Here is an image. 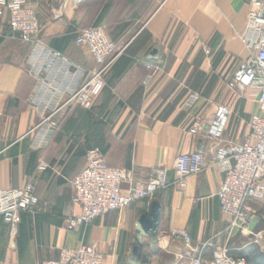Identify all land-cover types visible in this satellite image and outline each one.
<instances>
[{"label":"crops","instance_id":"1","mask_svg":"<svg viewBox=\"0 0 264 264\" xmlns=\"http://www.w3.org/2000/svg\"><path fill=\"white\" fill-rule=\"evenodd\" d=\"M249 1L90 0L73 6L37 0L36 43L47 56L59 55L51 62L35 60L33 46L4 27L0 189L32 182L40 205L33 214L21 213L14 231L0 217V264L57 260L61 250L81 244L101 253L102 264H177L184 244L170 237L173 231L186 232L194 245L222 233L216 242L225 243L228 219L217 198L224 173L215 165L213 143L189 129L197 117L208 120L216 106L228 104L233 114L224 140L243 141L249 134L248 120L258 112L256 90H248L239 105L227 88L247 54L238 36ZM88 27L103 29L122 52L105 72L93 107L85 110L63 104L82 72L94 67L89 53L75 45L78 31ZM33 65L41 67L39 74L31 71ZM193 93L200 98L189 106ZM38 108H46L45 115L59 109L58 128L49 138L34 129L43 115ZM92 148L108 166L131 169L140 181L151 169L164 168L174 182L176 158L193 151H201L206 163L200 174L185 179L184 189L171 185L150 201L68 230L65 220L80 212L68 180L84 167L85 152ZM40 163L48 168L40 169ZM127 190L123 183L122 194Z\"/></svg>","mask_w":264,"mask_h":264},{"label":"built area","instance_id":"2","mask_svg":"<svg viewBox=\"0 0 264 264\" xmlns=\"http://www.w3.org/2000/svg\"><path fill=\"white\" fill-rule=\"evenodd\" d=\"M62 1L80 6L90 0ZM248 8L244 32L238 36L247 54L238 63L227 88L240 94L256 90L254 102L258 112L248 120L249 134L243 141L224 140L233 114V108L228 104L216 106L208 120L197 117L189 129L191 135L204 137L213 143L215 165L224 173L217 198L221 213L228 219L223 232L226 241L217 245L216 240L222 235L219 233L202 244L194 245L186 232L173 231L170 237L184 244L177 264H247L244 257L233 256L227 247L235 232L250 234L249 226L255 213L250 204L264 200V0H250ZM5 26L18 36L22 44L33 46L35 60L51 62L59 58L58 54L47 56L48 53L36 43L41 28L37 0H0V36ZM75 45L89 53L94 67L82 72L79 85L69 92L63 105L74 103L90 110L104 88L105 72L122 49L107 37L103 29L96 27L79 30ZM49 54L52 55L51 52ZM146 68L152 70L151 66ZM31 71L39 74L41 67L33 65ZM199 98L198 93H193L187 104L192 106ZM37 110L43 115L34 129L44 130V136L49 138L58 128L54 116L59 109L48 115H45L46 108ZM205 163L203 153L193 151L176 158L174 182H170L164 168L151 169L146 180L140 181L134 180L131 169L108 166L98 148L89 149L85 152L84 167L68 180L72 202L79 206L80 212L69 216L65 225L68 230H79L97 218L118 212L132 203L150 201L171 185L184 189L185 179L200 174ZM39 168L47 169L48 166L40 163ZM123 183L128 184L126 194L121 191ZM39 205L32 182H27L20 189H0V217L11 231L16 229L21 213L33 214ZM102 259V254L93 246L81 244L75 249L61 250L57 260L39 264H102Z\"/></svg>","mask_w":264,"mask_h":264},{"label":"rangeland","instance_id":"3","mask_svg":"<svg viewBox=\"0 0 264 264\" xmlns=\"http://www.w3.org/2000/svg\"><path fill=\"white\" fill-rule=\"evenodd\" d=\"M231 94L234 99H239V105L245 102V94L235 92H231ZM250 205L255 211L254 218L249 226L250 234L243 235L240 232H235L227 247L233 256H241L246 260L251 258V256L247 253L248 249H246L250 245L254 246L259 250V252L264 254V200L261 202H252ZM248 264H264V260H258V263L248 262Z\"/></svg>","mask_w":264,"mask_h":264},{"label":"trees","instance_id":"4","mask_svg":"<svg viewBox=\"0 0 264 264\" xmlns=\"http://www.w3.org/2000/svg\"><path fill=\"white\" fill-rule=\"evenodd\" d=\"M246 249L247 250V253L251 256V258H249V260H246L248 261L249 263H258V260H264V254L259 252L258 249H256L254 246L250 245L249 247H247ZM239 252V251H238ZM247 262V264H248Z\"/></svg>","mask_w":264,"mask_h":264}]
</instances>
